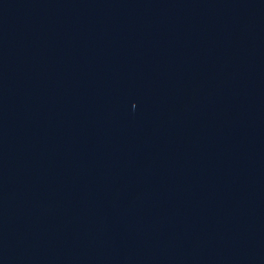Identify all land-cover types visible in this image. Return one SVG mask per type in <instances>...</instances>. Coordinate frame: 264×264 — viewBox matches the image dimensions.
<instances>
[{
  "label": "water",
  "instance_id": "95a60500",
  "mask_svg": "<svg viewBox=\"0 0 264 264\" xmlns=\"http://www.w3.org/2000/svg\"><path fill=\"white\" fill-rule=\"evenodd\" d=\"M0 264H264V0H0Z\"/></svg>",
  "mask_w": 264,
  "mask_h": 264
}]
</instances>
